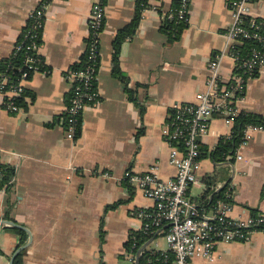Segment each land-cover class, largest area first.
Listing matches in <instances>:
<instances>
[{"label": "crops", "instance_id": "0c3cea01", "mask_svg": "<svg viewBox=\"0 0 264 264\" xmlns=\"http://www.w3.org/2000/svg\"><path fill=\"white\" fill-rule=\"evenodd\" d=\"M174 1L149 0L150 7L121 48L120 70L140 106L114 76L113 61L116 37L138 17L137 0L107 1L100 36V98L83 111L76 141L65 130L72 87L67 75L86 51L93 0L49 2L39 53L50 74H32L18 113L6 110L0 96V163L15 169L11 209L0 190V264H11L21 249L13 264L20 254L19 264H135L126 244L141 231L139 211L152 210L154 204L140 188L123 181L124 173H146L157 166L161 178L173 177L164 130L174 105L195 102L197 93L206 89L208 66L216 55H223L224 81L234 67L226 37L232 23L229 0H192L189 25L177 40L162 30ZM41 2L0 0V58L13 53L30 13ZM251 11L264 16V0ZM257 75L248 80L238 107L264 115V68ZM211 129L224 137L231 131L219 117ZM220 139L213 134L200 139L201 181L191 188L190 199L210 214L231 183L230 216L264 213V131L251 134L240 150L241 159L228 157L225 163L210 157ZM210 176L217 177L213 194L221 193L215 200L214 195L202 198L204 179ZM2 221L29 231L18 228L27 234L23 246L13 226ZM160 237L156 245L162 247ZM193 264H264V234L255 233L250 242L220 244L215 261L195 258Z\"/></svg>", "mask_w": 264, "mask_h": 264}, {"label": "built area", "instance_id": "2783aa9c", "mask_svg": "<svg viewBox=\"0 0 264 264\" xmlns=\"http://www.w3.org/2000/svg\"><path fill=\"white\" fill-rule=\"evenodd\" d=\"M50 1L42 0L30 13L27 27L22 34L23 41L15 46V51L25 49L28 52L19 81L8 88L10 78L3 76L0 79V96L4 97L2 106L10 112L18 113L21 110L16 99L26 91V83L31 73L50 74L39 53L45 11ZM107 1L93 0L87 53L89 61L95 62L86 71L70 70L67 75L72 87L66 109L65 130L71 141L77 140L83 111L99 102L100 92L96 83L101 55L100 36L106 19ZM257 1L229 0L232 23L226 37L234 60L230 79L224 81L221 69L223 55H216L208 66L206 89L197 93L195 102L174 105L164 130V138L171 149L170 164L175 169V175L163 179L157 166L151 167L146 173L128 170L123 175L124 182L140 188L154 204L152 210L139 211L137 214L142 222L138 234L148 236V241L138 247L136 236H133L134 251L130 256L132 261L143 257L145 264H193L195 258L212 262L216 259L218 245L250 242L255 233L264 234V213L237 218L230 216L228 199L232 198L234 187L231 183L225 198L216 201L210 214L199 209L189 197L191 188L201 181L203 152L200 139L212 134L219 138L224 137L219 131L214 132L211 129L213 120L218 117L231 129L227 138L232 137L235 118L242 112L238 103L246 94L248 80L256 77L264 68V16L253 15L251 11ZM191 4L192 0H181L178 10L170 11L168 18L189 21ZM246 41L250 45L242 53L239 46ZM75 82H78L76 86ZM262 131V127L248 126L235 155L229 158L241 159L240 150L248 144L251 134ZM156 236H162L166 241L165 248L156 245Z\"/></svg>", "mask_w": 264, "mask_h": 264}, {"label": "trees", "instance_id": "16d2710c", "mask_svg": "<svg viewBox=\"0 0 264 264\" xmlns=\"http://www.w3.org/2000/svg\"><path fill=\"white\" fill-rule=\"evenodd\" d=\"M180 4H181V0H175L174 5L172 6V9L170 11H173V12H175V10L177 11ZM149 7H150L149 0H137L138 17L132 23V26L120 31V33L116 37L114 44H113V47H114V53H113L114 76L125 83L126 93L128 94L130 100L136 102L138 105L139 103L134 97V92L131 89H129L127 86L128 80L123 76L120 70L119 59H120V52H121L123 43L127 39L133 36L134 28L136 27L138 18H141L142 13ZM170 11L165 15L164 27L162 28V30H164L166 33L172 36L173 40H177L179 36L181 35V33L188 27L189 21H177V19L175 18L169 19L168 15ZM21 41H23L22 36L18 42H21ZM41 44H42V38L40 40V45ZM249 45H250V42L246 41L243 45L239 46V50H242L243 51L242 53H244L246 50H243V49L248 48ZM88 49L89 48L87 47L81 60L72 66L71 68L72 72L86 71V69L95 62V61L94 62L89 61L88 53H87ZM27 55H28V52L25 49H22L21 51H15L14 49L13 53L8 58H0V79L3 76H8L10 78V83L7 85L8 88L11 85H16L20 77L22 76L21 69L25 66V58ZM98 67L100 68V60H98ZM46 68L49 69L48 66ZM32 74L33 73H31L30 77L32 76ZM77 84L78 82L74 83L75 86ZM96 87H97V83H96ZM22 96L16 99V104L20 108L22 106V100H23ZM69 100H70V95L68 97V103H69ZM140 109L143 115L146 109L144 108V106H141ZM65 116L67 117V114H65ZM81 124H82V121L78 127L77 137L81 131V127H82ZM248 126H259V127L264 128V115L252 113L248 111H242L241 114H239V116L235 118L232 137L231 138L222 137L220 139L216 149L210 154L211 159L216 163H225L226 159L229 156H234L236 153V150L238 149L239 145L243 141L244 131L246 130ZM202 151H203V148H202ZM0 171H1L0 190L5 191V193L7 194L8 206L11 209L12 203L10 199H11V194H12V190L14 187L15 169L11 166L3 165L0 163ZM204 183L206 185V188H205L204 195L202 198L206 199L207 197L214 195L213 199L214 198L216 199L217 197H219L218 195H221V193L213 194L214 186L217 183L216 176L207 177L206 179H204ZM119 204L120 203H117L115 205L109 206L108 208H116ZM255 214H257V212L254 213L253 215ZM10 229L21 236L20 247L23 246L27 240L26 232L21 229L14 228V227H10ZM134 235L136 236V239L138 241L137 243L138 247L142 246L146 241H148V236L144 234H141V235L133 234L129 242L126 244V248L129 253H132L134 251L133 250V245H134L133 236ZM100 240H101V245H103L105 241V232H104L103 224L101 225V228H100ZM21 255L22 254H20L19 257L16 259L15 264H19ZM145 262H146L145 258L143 257L140 258V264H145ZM101 264H105V262L102 260Z\"/></svg>", "mask_w": 264, "mask_h": 264}, {"label": "water", "instance_id": "95a60500", "mask_svg": "<svg viewBox=\"0 0 264 264\" xmlns=\"http://www.w3.org/2000/svg\"><path fill=\"white\" fill-rule=\"evenodd\" d=\"M197 140H199V139H197ZM2 222H3V221H2ZM3 223L8 224V225H11V226H13V227H17V228L24 229V230H26V231L29 233V231H28L26 228H24V227H22V226H20V225H18V224H16V223H14V222L5 221V222H3ZM144 248H145V246L141 248V251H142ZM22 250H23V249H21L20 251H18V253L14 256V258L12 259L11 264H13V262H14L16 256H17ZM135 264H140V260L137 259V260L135 261Z\"/></svg>", "mask_w": 264, "mask_h": 264}, {"label": "rangeland", "instance_id": "374dc122", "mask_svg": "<svg viewBox=\"0 0 264 264\" xmlns=\"http://www.w3.org/2000/svg\"><path fill=\"white\" fill-rule=\"evenodd\" d=\"M194 192L197 193V190H194ZM198 193L200 194V192H198ZM158 243H159L162 247H166V241H165L162 237H160V238L158 239ZM124 261H126V262H123V264H134L133 262L128 261V260H124Z\"/></svg>", "mask_w": 264, "mask_h": 264}]
</instances>
